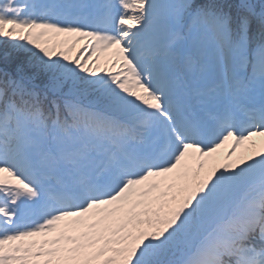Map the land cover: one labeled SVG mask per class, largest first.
Here are the masks:
<instances>
[{
    "label": "snow or ice",
    "instance_id": "snow-or-ice-1",
    "mask_svg": "<svg viewBox=\"0 0 264 264\" xmlns=\"http://www.w3.org/2000/svg\"><path fill=\"white\" fill-rule=\"evenodd\" d=\"M0 264H264V0H0Z\"/></svg>",
    "mask_w": 264,
    "mask_h": 264
},
{
    "label": "rangeland",
    "instance_id": "rangeland-1",
    "mask_svg": "<svg viewBox=\"0 0 264 264\" xmlns=\"http://www.w3.org/2000/svg\"><path fill=\"white\" fill-rule=\"evenodd\" d=\"M257 139H259V138H257ZM245 147H246V146H245ZM221 152L225 154L224 157L222 158V161H221V162H222V163H223V162H227V161H226L227 148L222 149ZM243 152H244V148H240V149H238V150H237V157L240 156ZM233 159H235V157H234Z\"/></svg>",
    "mask_w": 264,
    "mask_h": 264
}]
</instances>
